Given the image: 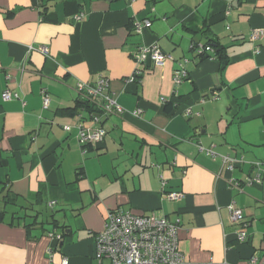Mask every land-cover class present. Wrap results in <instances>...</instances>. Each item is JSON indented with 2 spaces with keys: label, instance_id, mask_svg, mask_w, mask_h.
Listing matches in <instances>:
<instances>
[{
  "label": "crops",
  "instance_id": "1",
  "mask_svg": "<svg viewBox=\"0 0 264 264\" xmlns=\"http://www.w3.org/2000/svg\"><path fill=\"white\" fill-rule=\"evenodd\" d=\"M205 28L225 46L223 69L190 49L206 41ZM252 28L263 29L256 41ZM152 43L170 58L137 62V48ZM181 59L187 77L174 85ZM102 76L122 112L95 120L76 86ZM6 89L17 96L4 100ZM72 107L74 115L61 112ZM80 123L105 130L86 152ZM0 149V189L27 204L40 196L56 219L38 217L27 233L22 222L31 218L5 217L0 264H110L94 259V241L118 208L178 219L185 264H248L252 256L264 264V173L245 183L257 173L253 161H264V0H0ZM223 155L235 159L231 170ZM231 203L245 216L243 240Z\"/></svg>",
  "mask_w": 264,
  "mask_h": 264
},
{
  "label": "built area",
  "instance_id": "2",
  "mask_svg": "<svg viewBox=\"0 0 264 264\" xmlns=\"http://www.w3.org/2000/svg\"><path fill=\"white\" fill-rule=\"evenodd\" d=\"M142 22L136 23L134 30L140 32ZM263 34L262 28H252L250 31V39L258 40ZM46 52L44 47H41ZM257 51V49L255 50ZM134 58L142 64L162 65L166 58H170L157 43L149 45H141L134 53ZM186 59L178 62L172 74L174 85L180 84L187 77V69L185 67ZM76 89L83 99H88L98 108L99 114L93 118L98 120L100 113L108 114L111 112L121 113L122 107L117 103L115 94L108 88V80L105 77L96 79L93 83L78 82ZM43 108H47L50 103V97L45 89L41 90ZM3 99L8 100L12 96L10 90L3 92ZM140 110L136 111V114ZM190 110H186L189 113ZM63 129L69 131V125H63ZM105 135L103 128L95 130L84 129L82 124L78 125V142L83 146L82 151L86 152L84 146L101 140ZM200 150H204L208 155L215 156L212 149L204 148L199 145ZM234 158L228 155L222 156L223 163H227V169L231 170ZM253 165L257 168V173L252 177H247L245 183H260L261 175L264 173V161H253ZM181 194L179 192H169L168 199H177ZM54 201H50V205ZM230 221L240 225L236 232V238L243 240L247 232L245 231L243 210L234 203L228 205ZM178 219L170 220L166 216L155 214H137L129 210L115 209L105 217L103 228L95 235L94 241V259L100 262L107 258L110 264H185L183 254L178 248L177 230ZM59 239V235H57ZM51 255L52 249H48ZM52 264H68V258L62 257L60 261ZM248 264H257V259L252 256Z\"/></svg>",
  "mask_w": 264,
  "mask_h": 264
},
{
  "label": "trees",
  "instance_id": "3",
  "mask_svg": "<svg viewBox=\"0 0 264 264\" xmlns=\"http://www.w3.org/2000/svg\"><path fill=\"white\" fill-rule=\"evenodd\" d=\"M208 28L202 29L201 32L203 34L206 33V41L203 44H199V42H193L190 49L191 51L195 52V56L199 59H205L208 57H215L219 60L220 62V69H223L229 62L228 55L226 54L225 46L221 45L217 39L211 38L207 33ZM85 100V101H84ZM83 100V109L87 111L90 116H95V114L99 113L98 108L95 107L90 100L84 99ZM43 107V105H42ZM174 105L171 101H165L164 103V109L167 113H171L174 109ZM48 108V107H47ZM75 108H62L61 112L63 114L68 113V115H74L72 110ZM3 152L0 149V165L3 160ZM42 202V198L40 199V196L38 199H36L35 202H29V204L22 203L18 197L17 194L11 191L10 187L3 186L0 189V222H3L5 220V217H8L9 223L13 224L14 222L18 223L20 220H25L26 217L31 218L30 221H23V226L25 227L27 233L29 232L30 228L36 224L39 223L37 221L40 210L32 207V205H38L39 203ZM24 204V205H21ZM18 209H14V207H17ZM30 208V210H33V214L27 213L26 210H24V214H20V209L19 208ZM54 211L49 214V217L52 220V224L56 225V219L53 218ZM47 218V217H46ZM43 222V221H42ZM41 222V224H42ZM61 233L59 234V238L64 237V227L61 226Z\"/></svg>",
  "mask_w": 264,
  "mask_h": 264
},
{
  "label": "rangeland",
  "instance_id": "4",
  "mask_svg": "<svg viewBox=\"0 0 264 264\" xmlns=\"http://www.w3.org/2000/svg\"><path fill=\"white\" fill-rule=\"evenodd\" d=\"M181 60H182V59H181ZM21 205H24V204H21ZM34 207L40 210L39 217H40L41 219L47 217V216L51 213L50 208H49L48 206L41 205V207H40V206H38V205H34ZM26 208H27V207H26ZM14 209H18V206H17V207H14L13 210H14ZM19 209H20V212H21L20 214H21V215L24 214V210H26L27 213H31V214H33V210H30V208H27V209H25V208H19Z\"/></svg>",
  "mask_w": 264,
  "mask_h": 264
},
{
  "label": "water",
  "instance_id": "5",
  "mask_svg": "<svg viewBox=\"0 0 264 264\" xmlns=\"http://www.w3.org/2000/svg\"><path fill=\"white\" fill-rule=\"evenodd\" d=\"M105 120V118L104 119H102V122Z\"/></svg>",
  "mask_w": 264,
  "mask_h": 264
},
{
  "label": "bare ground",
  "instance_id": "6",
  "mask_svg": "<svg viewBox=\"0 0 264 264\" xmlns=\"http://www.w3.org/2000/svg\"><path fill=\"white\" fill-rule=\"evenodd\" d=\"M52 204H53V203H52ZM52 204H51V205H52Z\"/></svg>",
  "mask_w": 264,
  "mask_h": 264
}]
</instances>
